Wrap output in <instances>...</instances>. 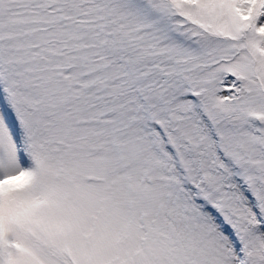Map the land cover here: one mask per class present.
Wrapping results in <instances>:
<instances>
[{
    "label": "snow or ice",
    "instance_id": "6c2138e0",
    "mask_svg": "<svg viewBox=\"0 0 264 264\" xmlns=\"http://www.w3.org/2000/svg\"><path fill=\"white\" fill-rule=\"evenodd\" d=\"M0 264H264V0H0Z\"/></svg>",
    "mask_w": 264,
    "mask_h": 264
}]
</instances>
